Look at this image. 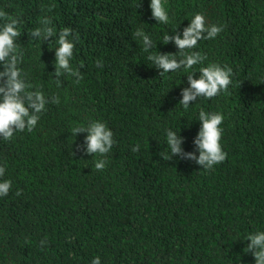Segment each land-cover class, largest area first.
I'll return each mask as SVG.
<instances>
[{
    "label": "trees",
    "instance_id": "1",
    "mask_svg": "<svg viewBox=\"0 0 264 264\" xmlns=\"http://www.w3.org/2000/svg\"><path fill=\"white\" fill-rule=\"evenodd\" d=\"M162 4L167 24L152 18L150 0H0V11L22 21L26 82L60 101L46 104L33 131L0 137V182L11 180L0 197V264H91L97 256L101 264H255L245 248L249 234L264 231V0ZM196 13L223 31L190 51L207 56L203 66L230 67L232 83L184 109L187 75L201 65L161 78L133 33L150 36L151 52L175 54L164 36L177 28L183 38ZM44 17L56 32L48 42L28 35ZM66 27L79 35L70 65L83 79L65 75L58 87L55 40ZM200 110L224 117L225 161L205 171L179 157L163 160L168 129L184 137V152L199 155ZM93 121L114 134L105 157L79 148L87 133L71 136ZM101 158L106 167L97 171Z\"/></svg>",
    "mask_w": 264,
    "mask_h": 264
},
{
    "label": "clouds",
    "instance_id": "2",
    "mask_svg": "<svg viewBox=\"0 0 264 264\" xmlns=\"http://www.w3.org/2000/svg\"><path fill=\"white\" fill-rule=\"evenodd\" d=\"M149 6L152 18L158 24L169 22V16L162 0H150ZM0 21H3L0 24V67H2V70H0V137L7 142L13 138L15 133L24 132L25 130L28 132L33 131L40 119V114L45 110L46 104H58L60 101L58 96L54 95L46 98L42 91L32 90L33 86L25 80L26 74L20 68L23 58L18 51L19 45L17 43L22 34L19 30V25L22 23L21 19L10 16L5 11H0ZM40 23L43 27H37L28 33L32 39L48 42L51 41L49 38L56 37L54 27L50 26L52 23L50 18L44 17ZM176 29L174 35L168 34L163 38L165 44L174 41L178 49L175 54L151 52L156 44L142 30H136L133 33V38L142 40V51L148 53L147 59L159 71L161 78L182 68L188 70L201 65L198 71L187 75L189 86L183 88L181 92L182 99L179 101V105L184 109H188L190 104L198 98L212 99L220 94L222 90L226 91L232 83V69L226 65L222 67L216 63L203 66L207 56L201 55L198 51H190L196 48L199 41L214 39L223 31L222 25H208L205 16L202 13H196L190 19L188 26L183 29V38ZM69 37H72V39H69ZM78 40L79 35L68 27L62 29L59 32L58 39L55 40L58 47L54 48L55 72L53 75L58 87L62 85L61 77L65 75L74 77L75 83H79L83 79L80 70L73 69L70 65L75 46L74 41ZM97 66L102 67L103 65L100 61H97ZM196 72H199V78H194ZM198 120L201 122V127L193 143L195 151L199 152V155L197 156L195 152H184L181 148L184 137L180 136L179 132L168 129L166 130L167 147L159 153L163 160L169 161L179 157L195 162L205 171L211 170L215 165L225 161L227 153L222 151L220 143L223 130L219 127L223 123V115L217 112L207 113L200 110ZM70 133L74 137L78 133H87L83 145L79 148L86 155L92 157H105L116 144L113 139V132L105 123L100 121L90 122L87 126H74ZM131 150L138 152L140 146L136 145ZM73 155H75V152H73ZM94 167L97 171H102L106 167V160L97 159ZM4 175L5 167L0 166V177ZM10 189L11 180L0 182V197H6ZM15 194L20 196L22 193L18 190ZM246 241H250L245 248L246 253L252 254L255 264H264V231L249 234ZM46 245V239L40 241L42 248ZM91 264H101L100 257L93 258Z\"/></svg>",
    "mask_w": 264,
    "mask_h": 264
}]
</instances>
